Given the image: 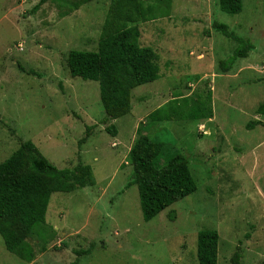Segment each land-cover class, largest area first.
<instances>
[{"label": "rangeland", "instance_id": "obj_1", "mask_svg": "<svg viewBox=\"0 0 264 264\" xmlns=\"http://www.w3.org/2000/svg\"><path fill=\"white\" fill-rule=\"evenodd\" d=\"M38 1L0 0V163L31 141L58 169L89 165L95 185L52 194L46 223L26 240L31 262L0 237V264H69L88 248L79 264H197L201 230L218 232V264H232L235 253L240 264H264V115L255 112L264 102V0H242L235 15L218 0L159 4L154 20L138 23L159 78L133 89L130 114L116 120H106L98 83L72 78L66 61L71 50H97L112 0H47L34 12ZM213 23L253 45L228 72L219 62L238 44ZM196 105L212 118L191 121ZM157 109L168 120L149 119ZM138 130L183 155L196 182L149 222L137 186L126 189Z\"/></svg>", "mask_w": 264, "mask_h": 264}, {"label": "trees", "instance_id": "obj_2", "mask_svg": "<svg viewBox=\"0 0 264 264\" xmlns=\"http://www.w3.org/2000/svg\"><path fill=\"white\" fill-rule=\"evenodd\" d=\"M47 0H39L33 11ZM94 0H81L83 4ZM170 0H112L103 22L96 51L71 50L67 68L72 78L98 83L99 97L106 120H116L130 114L131 94L138 86L159 78L158 56L150 47L140 45L138 23L154 20L161 3ZM221 12L235 15L242 10V0H218ZM78 4L74 5V9ZM213 29L238 44L233 55L219 62L228 72L235 61L247 57L251 42L237 37L227 25L213 23ZM175 101V100H174ZM264 115V102L256 110ZM149 119L168 120L162 110L153 111ZM191 121L209 120L212 111L198 105L187 116ZM258 123V122H255ZM94 126H87L84 143ZM249 127V126H248ZM105 131L117 135L114 126ZM128 155L132 175L126 189L137 186L142 220L149 222L175 202L196 191V182L189 162L179 153H169L161 142H153L140 134ZM95 185L92 168L81 162L73 169H58L51 164L31 141H21L19 147L0 163V237L5 250L19 255L26 262L34 254L27 238L46 223V212L54 193H72ZM219 235L216 230H201L196 236L197 264H218ZM91 248L76 251L77 258L69 264H79V257L89 255ZM235 253L232 264H240Z\"/></svg>", "mask_w": 264, "mask_h": 264}, {"label": "built area", "instance_id": "obj_3", "mask_svg": "<svg viewBox=\"0 0 264 264\" xmlns=\"http://www.w3.org/2000/svg\"><path fill=\"white\" fill-rule=\"evenodd\" d=\"M21 47V45H19V48Z\"/></svg>", "mask_w": 264, "mask_h": 264}]
</instances>
